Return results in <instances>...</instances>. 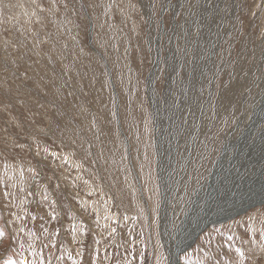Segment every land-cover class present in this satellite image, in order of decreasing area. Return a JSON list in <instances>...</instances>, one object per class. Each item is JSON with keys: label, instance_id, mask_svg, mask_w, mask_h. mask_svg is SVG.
I'll list each match as a JSON object with an SVG mask.
<instances>
[{"label": "rangeland", "instance_id": "rangeland-1", "mask_svg": "<svg viewBox=\"0 0 264 264\" xmlns=\"http://www.w3.org/2000/svg\"><path fill=\"white\" fill-rule=\"evenodd\" d=\"M262 100L264 0H0V264H173ZM180 260L264 264V204Z\"/></svg>", "mask_w": 264, "mask_h": 264}, {"label": "water", "instance_id": "water-1", "mask_svg": "<svg viewBox=\"0 0 264 264\" xmlns=\"http://www.w3.org/2000/svg\"><path fill=\"white\" fill-rule=\"evenodd\" d=\"M259 123L260 122H257L254 120L253 122L249 123V127L247 130H249L250 127L252 128L251 131L255 130L254 128L255 127L257 128ZM260 137L261 136L254 139V141L252 143L251 137L245 131L244 133H242L240 135V137L237 140H235L233 142L228 141L225 144L219 160L213 166V170H212L211 175L209 176L208 182L206 184H204V186L200 187V189L197 190V194L195 193V196L190 203V204L193 203L190 206V210L192 209L193 212L190 213V215L187 214L182 219V224L188 225V224H190V218H192V219L197 218L198 219L201 217V216H196L200 210L199 208L195 207L196 204L203 205L204 211L205 210H208V212L211 211V213L206 218H204V217L202 218V219L206 220L207 222H211V223L206 225V227H204L197 234V239L211 225H222V224L227 223L230 220H232L233 215H231V214H234L235 210H233L231 213L225 215L224 214L225 208L226 209H233L236 207L237 211H245L244 213H246L249 209L256 208V207L264 204V182L262 183V185H258V184H261L260 181H264V170L259 169L258 171H256L258 169L257 167L264 165V164H262L264 161V151L261 150L263 152V154H259L258 158H257V152H258V150L260 151V149H259V147H260L259 142L261 141ZM255 152H256L255 156H256L258 161L256 160V163L247 172L244 173V171H241V168H238L236 172H231V170H234L236 167L240 166L239 161L237 160L238 155L245 156V158L247 159L251 154H254ZM229 153L232 154V157L230 159L228 158ZM261 159H263V160L261 161ZM226 160H227V162L225 163ZM220 162L222 165L221 167L218 166V163H220ZM255 166H257L256 169H254ZM218 172H219V174H221L220 176H217ZM251 172H253V174H252V178L248 179V182L246 184L247 189L244 190L243 187L237 186V182L238 181L241 182L243 176H246L247 174H249ZM224 180H225V182H223ZM256 181L258 184H255ZM240 182H239V184L241 185L242 183H240ZM230 183H234L233 186H231ZM227 185L231 186V188L228 189L226 187ZM203 187L206 189L204 203H197L196 200L199 198ZM230 189L231 190L233 189V191L231 192L232 195H231V193L230 194L227 193L228 195L226 196V200L229 197L230 198L228 199V201L223 200L225 198V193H226L225 191L228 190V192H230L231 191ZM248 192L250 193V195L252 197L250 196V198L248 200L242 201V203L243 202H245V203L242 204V206H243L242 208H239V205L237 204L236 201L237 200L241 201V199H243ZM218 196H220L219 199H218ZM256 200H259V203H256L255 202ZM217 203H220V204H217ZM217 206L221 208L218 213L215 211V207H217ZM229 206H232L233 208H230ZM196 209H199V210H196ZM218 214L221 215L222 217L226 216L227 218H224V219L219 218ZM240 214L241 213H235L234 216L236 215V217H238L237 215H240ZM208 220H211V221H208ZM174 241L176 242V239H174ZM192 246H194V244H192V242L190 244L189 241L183 245H181V243L179 241L177 244H174V247L172 246V248H171V253H172V256L174 258V263H175V259L177 258L178 263L181 264L180 256L184 252L191 249ZM173 252L175 253V257H174Z\"/></svg>", "mask_w": 264, "mask_h": 264}, {"label": "bare ground", "instance_id": "bare-ground-1", "mask_svg": "<svg viewBox=\"0 0 264 264\" xmlns=\"http://www.w3.org/2000/svg\"><path fill=\"white\" fill-rule=\"evenodd\" d=\"M263 115H264V100H262V102H261V106H260V109L257 111V113H256V115H255V117H253V119H252V121L251 122H253L254 120L255 121H257V122H260L261 123V121H260V119L263 117ZM264 118V117H263ZM262 122H264V121H262ZM260 123H259V125H260ZM249 124V123H248ZM259 125H258V127L256 128H254L255 130H253V131H251L252 130V128L250 127L249 128V130H247L248 129V127L242 132V133H244L245 131L248 133V135L251 137V139H253V141H254V139H256V135H257V138L259 137V136H261L260 137V139L262 140L261 142H263L264 141V130H262V131H260V132H258L257 130H258V128H259ZM251 132V133H250ZM255 132V133H254ZM259 133V134H258ZM241 135V134H240ZM240 135H239V137H240ZM238 137V138H239ZM253 141H252V143H253ZM222 149V148H221ZM230 154V153H229ZM231 156L229 157V159L232 157V154H230ZM238 157V161H239V164H241V162H243V161H245L246 160V158H245V156H241V155H238L237 156ZM263 159H261V161H262ZM258 161V160H257ZM226 162H227V160H226ZM225 162V163H226ZM218 166L219 167H221L222 165H221V162L220 163H218ZM238 168H240V166H238V167H236L234 170H231V172H236L237 171V169ZM264 168V165L263 166H260L256 171H258L259 169H262V170H264L263 169ZM252 174H253V172H252ZM221 174H219V172H218V174H217V176H220ZM251 175V173H249V174H247L246 176H243V178H242V180H241V182L240 181H238L237 182V186H239V187H243L244 188V190H246L247 188H246V184H247V182H248V179L249 178H252V176H250ZM215 178V177H214ZM209 179V178H208ZM226 180V179H225ZM225 180L223 181V182H225ZM239 182L240 183H242L241 185L239 184ZM261 182V184H258L257 183V181L255 182V184H258V185H262V183L264 182V181H260ZM222 183V182H221ZM233 184L234 183H230V185L231 186H233ZM231 186H229V185H227L226 187L229 189V188H231ZM203 189H205L204 187H203ZM203 189H202V191H201V193H200V196H199V198L196 200V202L197 203H204V199H205V194H206V189L203 191ZM231 190V189H230ZM233 191V189L230 191V192H228V190H226L225 192V198L223 199V200H226V196L228 195V194H230L231 192ZM228 193V194H227ZM231 195H232V193H231ZM250 193L248 192L247 194H246V196L243 198V199H241V201L240 200H237L236 202H237V204L239 205V208H242L243 206H242V204L243 203H245V202H243L242 203V201H246V200H248L249 198H250ZM252 197V196H251ZM220 198V196H218V199ZM230 198V197H229ZM228 198V199H229ZM258 198V197H257ZM256 198V199H257ZM228 199L226 200V201H228ZM239 199V198H238ZM256 203H259V200H256L255 201ZM193 204V203H192ZM217 204H220V203H217ZM233 204V203H232ZM231 204V205H232ZM263 205V204H262ZM195 207L196 208H199V209H196V210H199V212H198V214L196 215V216H201L200 218H194V219H192V218H190V224H188V225H183L182 224V220H181V223H180V225H179V227H178V230H177V233H176V236H175V239H176V242H175V244H177L178 243V241L181 243V245H183V244H185V243H187L188 241L190 242V244H191V242H192V244H195L196 243V241H197V234L204 228V227H206V225H208L209 223H211V222H207L206 220H204V219H202L203 217L204 218H206L210 213H211V211H209L208 212V210H203V205H201V204H196L195 205ZM230 208H233L232 206H229ZM236 208V207H235ZM235 208H233V209H226L225 208V212H224V214L226 215V214H229V213H231L233 210H235V212H234V214L235 213H241V214H245L244 212L245 211H237V208L235 209ZM221 208L220 207H215V211L218 213L219 212V210H220ZM195 210V211H196ZM248 210V209H247ZM246 210V211H247ZM250 210V209H249ZM248 210V211H249ZM247 211V212H248ZM193 211H192V209L190 210V208L188 209V211H187V213H186V215L188 214V215H190V213H192ZM234 214H231V215H233L231 218L232 219H234L235 217H236V215L234 216ZM240 214V215H241ZM185 215V216H186ZM218 216H219V218H227L226 216H221V215H219L218 214ZM238 216V215H237ZM230 218V219H231ZM208 221H211V220H208ZM214 226V225H213ZM184 228V229H183ZM177 237V238H176ZM184 240V241H183ZM174 254V257H175V253H173ZM172 258H173V256H172ZM175 263L176 264H179L178 263V259L176 258L175 259ZM174 263V258H173V264H175ZM182 264V263H181Z\"/></svg>", "mask_w": 264, "mask_h": 264}, {"label": "snow or ice", "instance_id": "snow-or-ice-1", "mask_svg": "<svg viewBox=\"0 0 264 264\" xmlns=\"http://www.w3.org/2000/svg\"><path fill=\"white\" fill-rule=\"evenodd\" d=\"M237 251L239 252V249H237ZM241 256H243V253H241Z\"/></svg>", "mask_w": 264, "mask_h": 264}]
</instances>
